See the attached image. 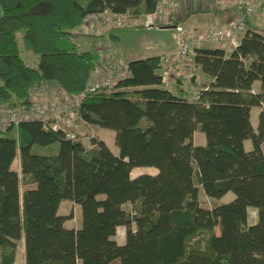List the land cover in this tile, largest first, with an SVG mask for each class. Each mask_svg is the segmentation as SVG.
<instances>
[{"label":"trees","instance_id":"1","mask_svg":"<svg viewBox=\"0 0 264 264\" xmlns=\"http://www.w3.org/2000/svg\"><path fill=\"white\" fill-rule=\"evenodd\" d=\"M155 5L0 0V105L27 109L33 87L57 84L79 98L82 122L115 132L118 149L94 138L87 148L38 120L0 134V264L14 262L20 241L24 264H264V34L246 29L228 55L194 49V65L211 82L193 101L164 87L160 56L129 61V76L110 91L85 93L94 56L59 46L89 14L138 17ZM22 48L36 56L34 65ZM254 106L263 108L256 131ZM196 130L203 145L193 143ZM34 145L49 152L34 153ZM137 167L156 173L132 177ZM228 192L231 200L217 202ZM63 200L79 207L77 228L65 226ZM249 207L258 216L251 225ZM119 226L122 244L114 239Z\"/></svg>","mask_w":264,"mask_h":264},{"label":"crops","instance_id":"2","mask_svg":"<svg viewBox=\"0 0 264 264\" xmlns=\"http://www.w3.org/2000/svg\"><path fill=\"white\" fill-rule=\"evenodd\" d=\"M226 2V0H222L223 8L229 7V9H227L228 12L224 9H219L214 13L208 12L204 14L201 12L202 10H200V8L195 10V12H191L192 10H186L187 12L184 14L183 21H177V17H175L176 15L174 16V14L166 12L160 18L156 19L155 25L153 26L146 25V15L130 17L127 14H112L106 10L98 14L101 17L100 20L85 22L74 29L71 38L62 39L59 42V46L75 50L84 49L92 53L94 56L95 69L90 74V82L103 76L106 64L110 60H113L120 66L126 68L127 63L131 60L144 59L152 56H160V58H163L170 53H174L177 49V32L175 30V25L177 24L181 23L185 30L191 33L204 31L208 27H211L212 25H206L207 22H210V19L212 21L218 20L224 23L222 25H227L231 21L230 19L232 16L234 17L236 15L237 8L234 4ZM192 5L190 6L188 4L189 7H186L190 8ZM122 15L126 18L123 24L118 26L116 20ZM102 18L107 20H102ZM247 29L255 30L264 34V7L262 5H260L253 15L248 17ZM205 47H218L223 49L219 44H208L198 48ZM193 50L187 57L178 58L176 61L168 62L169 64L167 65L170 66L169 78L168 81L163 84L164 87L174 95L181 94L189 101H193L198 95L199 90L206 87L211 82V80L202 73L200 67L194 65ZM22 51H24V54L29 58V61L31 62L30 64L34 65L36 62V56L25 49ZM192 76L195 77L194 81H191ZM259 88L260 82L255 81L253 84L254 91H259ZM64 94L71 98H78L66 93ZM262 109V106H254L250 109L249 119L251 126L255 131L258 125V117ZM82 123L85 124L84 122ZM85 125L89 127L93 126L88 124ZM105 130H108L114 138L115 132L113 130ZM193 143L195 145H203L205 143V136L201 131L196 130L194 132ZM106 145L108 146L107 143ZM244 148L246 150L252 148V142L250 139L244 140ZM15 160H17V167L13 169L18 170L19 162L17 158ZM155 173L156 169L152 174ZM229 194H232V192H228L224 196ZM222 202H225V200L220 201V203ZM63 203V201L60 202L58 210L62 215L64 214L60 212V206ZM69 204L73 203L69 201ZM247 212L248 224L251 225L256 223L258 219L257 210L249 207ZM64 224L68 228H77L79 226V224L77 227L69 226L66 225L65 222ZM123 242L119 244H122ZM12 264H24L23 241H20L16 248L15 259Z\"/></svg>","mask_w":264,"mask_h":264},{"label":"built area","instance_id":"3","mask_svg":"<svg viewBox=\"0 0 264 264\" xmlns=\"http://www.w3.org/2000/svg\"><path fill=\"white\" fill-rule=\"evenodd\" d=\"M217 4H222V0H214ZM179 0H156L154 12L146 15V25H155L156 19L160 18L164 13L174 14L179 7ZM237 13L227 25L211 26L204 31L187 32L181 24L175 25L177 32V49L174 53H170L160 58V75L162 83H166L169 78L170 66L168 62L176 61L178 58L187 57L193 49L203 45L219 44L223 47L228 55L235 49L242 36L247 29V20L262 5L264 0H233ZM125 16L117 18L116 24L121 26L125 20ZM101 17L97 15H87L85 22L98 21ZM102 20H107L102 18ZM129 76L127 68H124L110 60L107 62L105 72L101 78L90 81L87 85L85 93H95L98 91H110L117 82ZM35 87L39 89L35 92V96L39 95L41 90L61 92L62 90L57 84H39ZM63 92V91H62ZM71 98V97H70ZM74 99V98H72ZM78 100L75 102H67L58 100L56 97L41 101H31V105L27 109L19 110L10 105H0V134L6 133L9 129H16L19 122L24 120H38L44 128L61 131L66 138L78 139L74 128L75 121L81 119L78 115ZM264 149V143L262 144Z\"/></svg>","mask_w":264,"mask_h":264},{"label":"rangeland","instance_id":"4","mask_svg":"<svg viewBox=\"0 0 264 264\" xmlns=\"http://www.w3.org/2000/svg\"><path fill=\"white\" fill-rule=\"evenodd\" d=\"M226 1H227L226 3L229 2V3L233 4V0H226ZM179 2H180L179 7L177 8V11L174 13V16L176 15L175 17H177L176 18L177 21H183L185 12H187L189 10H192L191 12H195V10L200 8V10H202L201 12H203L205 14L208 12L214 13V12L218 11L219 9L220 10L224 9L225 11H227V9H229V7L223 8V4H217V3H215L214 0H179ZM192 2H193V5H192ZM188 4L190 6L192 5V7L187 8V7H189ZM232 18H233V16H232ZM232 18L230 20H232ZM216 21H212L210 19V22H207L206 25L219 26V25L224 24L223 22H220L218 20H216ZM22 56L28 64L31 63L29 61V58L24 54V51H22ZM38 89H39L38 87H33V90H32L31 95H30L31 101H35V100L44 101V100L52 98L53 96L56 97L58 100H61V101L63 100V101H67L70 103L78 100V98H74V99L70 98L69 96L65 95L62 91L59 93V92H55L54 90H49V91L41 90L39 92V95L35 96L34 91H37ZM75 123H76V126L74 128V132L76 133L77 138L82 141V143L85 147H87V148L90 147V139L94 138L96 140L104 141L105 143L108 144V147L110 149H112V151L114 153H116V154L118 153V149L115 145V140L112 137V134L108 130L102 129V128L97 127V126L89 127V126L83 124L79 120L78 121L76 120ZM53 149H55V146H52V150ZM32 152L38 153V154H44V153H47L49 151L46 148L34 145L32 147ZM16 167H17V160L13 161V164H12V168L15 169ZM154 172H155V169L151 168V167H137V168L132 169L131 176L135 177L138 174H143V173L152 174ZM232 198H233V194H229V195L223 196L222 198L218 199L217 202H220L222 200H225V202H227V201L231 200ZM199 200H200L201 205L204 207L210 208L212 206V201L209 200L203 193H200ZM63 202L64 203L61 204V206H60V212L68 217L67 220L65 221L66 225L77 227L79 224L78 207L74 204H69V200H63ZM124 208L127 211L132 210V206L130 204L124 205ZM70 214L72 216H69ZM114 239L117 241V243H121L124 241V239H125V228L123 226H119L117 228Z\"/></svg>","mask_w":264,"mask_h":264},{"label":"water","instance_id":"5","mask_svg":"<svg viewBox=\"0 0 264 264\" xmlns=\"http://www.w3.org/2000/svg\"><path fill=\"white\" fill-rule=\"evenodd\" d=\"M194 78H195V77H194V76H192V77H191V81H194Z\"/></svg>","mask_w":264,"mask_h":264}]
</instances>
